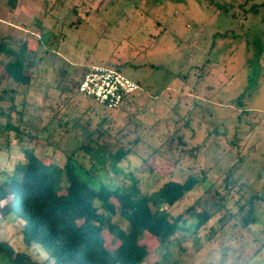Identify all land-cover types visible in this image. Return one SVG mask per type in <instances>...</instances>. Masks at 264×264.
<instances>
[{
	"label": "rangeland",
	"instance_id": "374dc122",
	"mask_svg": "<svg viewBox=\"0 0 264 264\" xmlns=\"http://www.w3.org/2000/svg\"><path fill=\"white\" fill-rule=\"evenodd\" d=\"M8 1L0 0V35L17 52L23 41L39 48L29 87L2 79L0 88L18 104L27 98L45 108L38 111L39 129L33 137L22 135L23 140L7 133L1 120L0 169L10 175L31 151L44 163H60L51 144L74 147L82 132L77 127L64 136V122L70 125L79 117L81 123L88 118L95 123L107 115L108 125L121 128L131 144L123 162L126 185L133 176L144 192L170 177L205 174L201 185L170 208L175 215L238 159L249 186L264 188V0ZM75 6L90 10L89 15L73 13ZM13 58L0 56V75ZM85 65L118 69L140 88L116 109L78 91L72 98L59 95L61 72ZM174 133L182 135L183 144ZM151 169L166 175H150ZM110 174L106 183H118L121 176ZM104 208L117 214L119 204L114 200ZM223 211L197 231L196 219L189 218L191 230L179 231L180 239L164 253L158 252L155 238L144 234L141 244L148 254L142 264L160 258L162 264H264V206L249 227L234 218L219 226ZM27 224L17 214L0 216V238L44 261L47 250L26 239Z\"/></svg>",
	"mask_w": 264,
	"mask_h": 264
},
{
	"label": "trees",
	"instance_id": "16d2710c",
	"mask_svg": "<svg viewBox=\"0 0 264 264\" xmlns=\"http://www.w3.org/2000/svg\"><path fill=\"white\" fill-rule=\"evenodd\" d=\"M8 2L14 5L16 0ZM81 10L75 6L72 12ZM83 11L89 15L90 10ZM38 48H30L27 41H23L17 52L0 35V56L14 57L6 65L0 80H13L29 87L34 76L30 68ZM27 53L32 55L31 60ZM88 67H74L68 74L63 70L58 79L59 95L72 98ZM65 75L68 77L63 82ZM6 91L5 87L0 88V123L5 120L3 129L7 133L13 132L18 139L23 140L22 135L33 137V131L36 132L41 123L39 108H45V105L27 98L18 104L13 96L5 98ZM5 101L8 105H4ZM78 119L70 125L65 121L63 128L64 136H67L81 127L80 142L76 146L64 147L49 142L54 147L53 154L58 151L60 163H44L31 151L10 175L0 169V216L17 214L26 219V239L40 243L48 253L44 261H38L0 238V264H142L148 254L141 244L144 234L155 238L158 252L164 253L174 239H180L179 231L191 230L186 226L189 218L196 219L193 231L205 226L222 210L219 226L230 218L236 219L242 227L258 222L260 208L264 206V188L251 187L249 179H243L242 160L232 163L220 181H214L203 195L175 215L170 208L201 185L205 174L191 172L182 180L170 177L157 189L144 192L133 176L131 185H126L122 177L123 162L132 150L125 140L126 134L121 128L114 131V127L108 125L107 115L95 123L91 118L84 123ZM172 135L184 143L182 135ZM49 143L46 145L50 146ZM199 148L195 145L193 149L197 152ZM111 172L121 176L114 185L105 180ZM148 172L166 175L154 169ZM114 200L119 204L117 214L104 208ZM230 202L233 208L228 206ZM163 253L166 259L168 255ZM151 264H162V259Z\"/></svg>",
	"mask_w": 264,
	"mask_h": 264
},
{
	"label": "built area",
	"instance_id": "2783aa9c",
	"mask_svg": "<svg viewBox=\"0 0 264 264\" xmlns=\"http://www.w3.org/2000/svg\"><path fill=\"white\" fill-rule=\"evenodd\" d=\"M139 88L137 82L118 69L105 65H92L81 77L78 92L108 109H116Z\"/></svg>",
	"mask_w": 264,
	"mask_h": 264
}]
</instances>
